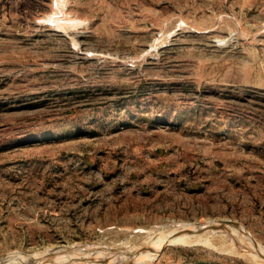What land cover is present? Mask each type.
Here are the masks:
<instances>
[{
    "label": "rangeland",
    "instance_id": "rangeland-1",
    "mask_svg": "<svg viewBox=\"0 0 264 264\" xmlns=\"http://www.w3.org/2000/svg\"><path fill=\"white\" fill-rule=\"evenodd\" d=\"M0 264H264V0H0Z\"/></svg>",
    "mask_w": 264,
    "mask_h": 264
},
{
    "label": "bare ground",
    "instance_id": "bare-ground-1",
    "mask_svg": "<svg viewBox=\"0 0 264 264\" xmlns=\"http://www.w3.org/2000/svg\"><path fill=\"white\" fill-rule=\"evenodd\" d=\"M203 222H210V220H203ZM213 222H220V221H213ZM192 225L190 226V225H186L185 226V228H184V230L186 231V232H188L187 230L189 229V230H192ZM191 228V229H190ZM177 232V231H176ZM179 233V232H178ZM179 238H183V237H185V234H181V236H178ZM186 238H188V236L186 237ZM165 239H168V238H165ZM160 248V246H158L157 248H156V252L158 251V249ZM154 251V252H155ZM151 252H153V251H151Z\"/></svg>",
    "mask_w": 264,
    "mask_h": 264
},
{
    "label": "water",
    "instance_id": "water-1",
    "mask_svg": "<svg viewBox=\"0 0 264 264\" xmlns=\"http://www.w3.org/2000/svg\"><path fill=\"white\" fill-rule=\"evenodd\" d=\"M161 248H163V247H161ZM161 248H160V249H161ZM143 249L145 250V247H144Z\"/></svg>",
    "mask_w": 264,
    "mask_h": 264
}]
</instances>
